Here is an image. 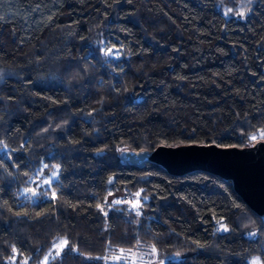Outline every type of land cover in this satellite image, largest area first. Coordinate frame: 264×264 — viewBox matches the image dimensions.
Wrapping results in <instances>:
<instances>
[{
    "label": "trees",
    "instance_id": "16d2710c",
    "mask_svg": "<svg viewBox=\"0 0 264 264\" xmlns=\"http://www.w3.org/2000/svg\"><path fill=\"white\" fill-rule=\"evenodd\" d=\"M255 141L264 0H0V264H40L58 238L46 264L140 248L176 257L164 264L264 257V219L230 181L123 158ZM119 192L153 210L131 212Z\"/></svg>",
    "mask_w": 264,
    "mask_h": 264
},
{
    "label": "water",
    "instance_id": "95a60500",
    "mask_svg": "<svg viewBox=\"0 0 264 264\" xmlns=\"http://www.w3.org/2000/svg\"><path fill=\"white\" fill-rule=\"evenodd\" d=\"M124 157L138 167L144 163L159 165L174 177L202 171L230 181L248 209L264 219V141L243 148L159 146L151 152H125Z\"/></svg>",
    "mask_w": 264,
    "mask_h": 264
},
{
    "label": "rangeland",
    "instance_id": "374dc122",
    "mask_svg": "<svg viewBox=\"0 0 264 264\" xmlns=\"http://www.w3.org/2000/svg\"><path fill=\"white\" fill-rule=\"evenodd\" d=\"M260 135L255 134L254 137L258 138ZM126 157H124L125 159ZM57 176V172L53 171L45 179H39V186H45ZM115 202L123 205L126 209L138 215L146 214L153 210L152 203L149 198L134 194L133 196H126L122 192L117 193L111 197ZM110 198V199H111ZM144 203L148 205L144 206ZM151 204V205H149ZM244 235L248 238L252 237V232L247 230ZM66 239L58 238L56 241L46 250L43 254L40 264H46L49 260L59 256L61 252L66 248ZM75 251V250H74ZM174 255H160L153 248H140L136 250H118L115 254L108 258L107 262L110 264H164L167 260H175ZM247 264H264L263 256H255L246 260Z\"/></svg>",
    "mask_w": 264,
    "mask_h": 264
},
{
    "label": "snow or ice",
    "instance_id": "6c2138e0",
    "mask_svg": "<svg viewBox=\"0 0 264 264\" xmlns=\"http://www.w3.org/2000/svg\"><path fill=\"white\" fill-rule=\"evenodd\" d=\"M230 11H231V10H230ZM240 15H243V13H240ZM251 139H253V140H254V139H255V137L253 136V137H251ZM64 243L66 244V243H67V241H65Z\"/></svg>",
    "mask_w": 264,
    "mask_h": 264
}]
</instances>
